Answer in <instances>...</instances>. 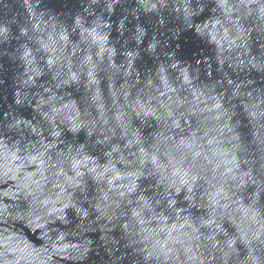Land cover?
Segmentation results:
<instances>
[{"label":"water","instance_id":"water-1","mask_svg":"<svg viewBox=\"0 0 264 264\" xmlns=\"http://www.w3.org/2000/svg\"><path fill=\"white\" fill-rule=\"evenodd\" d=\"M0 264H264V0H0Z\"/></svg>","mask_w":264,"mask_h":264}]
</instances>
